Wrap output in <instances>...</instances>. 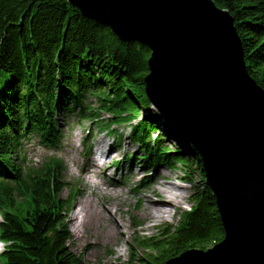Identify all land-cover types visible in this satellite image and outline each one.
I'll list each match as a JSON object with an SVG mask.
<instances>
[{
	"label": "trees",
	"instance_id": "1",
	"mask_svg": "<svg viewBox=\"0 0 264 264\" xmlns=\"http://www.w3.org/2000/svg\"><path fill=\"white\" fill-rule=\"evenodd\" d=\"M214 2L230 13L247 71L264 89V0ZM149 55L145 44L121 40L68 0H0L1 264H84L69 247L67 218L76 193L60 194L61 158L52 155L25 170L14 161L30 135L47 148L57 146L60 111L98 123L114 144L123 138L119 126L127 125L138 152L125 157L137 160L145 172L182 159L198 168L202 188L191 192V204L178 222L134 238L142 250L133 259L137 264H163L223 238L198 151L146 92ZM151 104L156 108L151 117L139 113Z\"/></svg>",
	"mask_w": 264,
	"mask_h": 264
},
{
	"label": "water",
	"instance_id": "2",
	"mask_svg": "<svg viewBox=\"0 0 264 264\" xmlns=\"http://www.w3.org/2000/svg\"><path fill=\"white\" fill-rule=\"evenodd\" d=\"M150 49L146 92L198 151L223 238L163 264H264V89L214 0H68Z\"/></svg>",
	"mask_w": 264,
	"mask_h": 264
},
{
	"label": "rangeland",
	"instance_id": "3",
	"mask_svg": "<svg viewBox=\"0 0 264 264\" xmlns=\"http://www.w3.org/2000/svg\"><path fill=\"white\" fill-rule=\"evenodd\" d=\"M89 102L92 105L96 104L93 99L89 100ZM153 111H156L153 104L148 108L140 107L139 109L140 114L148 117L152 116ZM104 116L107 115L104 114ZM57 118L61 128L57 146L54 149L47 148L39 141L37 136L30 135L22 140L18 156L14 158V161L21 164L25 170L39 166L45 158L52 155H57L61 158L63 168L59 173V180L63 186L60 194L67 196L70 190L76 193L72 209L68 213L67 218L70 230L69 247L73 252L80 255L84 264H102L103 260H109L110 264H137V261L133 259L141 254L142 250L138 248L134 238L139 235L155 233L158 230L157 227H166L178 222L181 210L188 208L191 204L189 199L191 192L194 189L202 188L203 181L198 168L192 165L191 167L188 166L191 160L182 159V162H174L171 166L158 165L154 169L143 172V167L137 160H129L125 157L135 150L138 152L136 144L130 139L127 125L119 126V131L122 133L123 138L114 144L112 143V135H109L106 129L99 130L98 123L94 121L80 118L76 113L66 115L63 111L58 112ZM161 121L162 119L158 122L161 123ZM114 128L116 127L114 126ZM163 133L165 138H167L165 141L168 142L169 147H173L175 145L174 140L166 135L165 132ZM102 139L104 148L108 149L113 146L116 151H112L113 153L110 157L106 158V164L101 167L105 175L99 180L105 183L112 182L116 186L115 188L120 190L121 194L116 197L117 206L114 207V210L116 217L121 219L123 236L118 235L116 242L112 246L100 244L98 247L91 249L90 253H87V247L80 243L76 244L73 241L74 232L70 226L69 217L75 204L82 197L80 188L87 186L78 177L80 172L79 165L86 156L95 150L97 141ZM88 144L90 147H87ZM157 168L160 173L171 174L174 177V181L181 186V197H178L177 204L170 209L166 217L160 221L150 223L141 218L137 212L138 197L136 191L139 188L148 186L149 183L155 180L154 174ZM130 170L139 171L142 174L129 181ZM102 198L112 199L109 196H103ZM212 246L210 244L208 247ZM2 250L3 244L1 243L0 253Z\"/></svg>",
	"mask_w": 264,
	"mask_h": 264
},
{
	"label": "bare ground",
	"instance_id": "4",
	"mask_svg": "<svg viewBox=\"0 0 264 264\" xmlns=\"http://www.w3.org/2000/svg\"><path fill=\"white\" fill-rule=\"evenodd\" d=\"M103 146V139L97 141L95 150L79 165L78 177L87 186L80 188L82 197L75 204L69 217L74 232L73 241L87 247V253L100 244L112 246L118 235L123 236L121 219L116 217L114 210L117 206L116 197L121 194L120 190L116 189L112 182L105 183L99 180L105 175L101 167L106 164V158L116 150L113 146L108 149ZM139 174L142 172L130 170L129 181ZM154 175L156 177L154 181L136 191L137 212L150 223L166 217L170 209L177 204L178 197H181V186L174 181L171 174L160 173L157 168ZM103 196L112 199L102 198ZM102 264H110V261L103 260Z\"/></svg>",
	"mask_w": 264,
	"mask_h": 264
}]
</instances>
